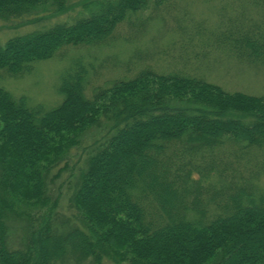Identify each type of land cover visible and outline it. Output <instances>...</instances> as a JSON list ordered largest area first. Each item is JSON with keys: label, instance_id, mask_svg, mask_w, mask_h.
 I'll return each instance as SVG.
<instances>
[{"label": "trees", "instance_id": "trees-1", "mask_svg": "<svg viewBox=\"0 0 264 264\" xmlns=\"http://www.w3.org/2000/svg\"><path fill=\"white\" fill-rule=\"evenodd\" d=\"M69 1L0 0V23L47 6L60 13ZM168 1L84 0L72 24L0 45V72L21 77L64 48L103 47L129 15ZM240 32L216 46L264 61V37ZM87 84L76 62L50 110L0 87V264H264V195L232 193L223 171L224 159L264 155V99L151 69L90 98ZM93 132L70 199L77 225L59 230L47 179ZM200 159L210 163L193 178L189 165ZM210 176L226 191L205 193ZM9 220L24 224L23 250H8Z\"/></svg>", "mask_w": 264, "mask_h": 264}, {"label": "rangeland", "instance_id": "rangeland-1", "mask_svg": "<svg viewBox=\"0 0 264 264\" xmlns=\"http://www.w3.org/2000/svg\"><path fill=\"white\" fill-rule=\"evenodd\" d=\"M83 3L84 0H70L60 13L47 6L30 18L0 23V45L54 25L72 24L79 18ZM240 31L264 37V0H169L167 4L152 5L144 12L129 15L103 47L64 48L51 60L34 64L32 72L21 77L0 72V87L15 99L24 97L31 106L50 110L61 102L57 94L61 76L78 62L88 73L87 98L94 88H109L115 81L132 79L140 71L151 69L158 74L183 73L229 94L264 99V61L238 58L228 50L227 44L216 46L227 36L240 38ZM95 134L84 137L80 146L47 179L48 200L56 203L54 219L59 230L77 225L76 210L70 199L79 170L98 140ZM240 155L236 159H224V179L229 188L232 193L243 190L255 196L264 195V155ZM209 163L210 159H200L189 165L192 177L198 178L197 168L207 169ZM217 180L216 176L208 178L205 193L226 191H222ZM43 211H32L31 215L39 218ZM6 225L8 250H23L24 224L9 220ZM74 263L70 260L68 264Z\"/></svg>", "mask_w": 264, "mask_h": 264}]
</instances>
